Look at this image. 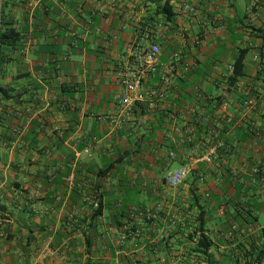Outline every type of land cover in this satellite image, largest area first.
Instances as JSON below:
<instances>
[{
  "label": "crops",
  "instance_id": "0c3cea01",
  "mask_svg": "<svg viewBox=\"0 0 264 264\" xmlns=\"http://www.w3.org/2000/svg\"><path fill=\"white\" fill-rule=\"evenodd\" d=\"M8 13L22 39L0 65L10 97L0 95V264L256 258L264 0H10ZM153 44L158 72L145 87L165 95L127 113L123 78ZM182 167L185 181L168 186L167 173ZM202 223L208 255L198 248Z\"/></svg>",
  "mask_w": 264,
  "mask_h": 264
},
{
  "label": "built area",
  "instance_id": "2783aa9c",
  "mask_svg": "<svg viewBox=\"0 0 264 264\" xmlns=\"http://www.w3.org/2000/svg\"><path fill=\"white\" fill-rule=\"evenodd\" d=\"M187 10L195 12L194 7L187 6ZM161 48L157 44H153L148 48L142 49L138 54V60L136 64V70L130 75L123 78V84L125 87L124 95L122 98V104L124 110L127 113H132L137 104L145 102L148 98L152 101L160 100L164 97V89L162 86L146 89V81L158 72L159 55ZM255 105V101L252 98H247L243 103V110L249 112ZM232 117L227 118V122L231 123ZM193 130H189L188 134H193ZM216 136H212V140H216ZM175 159L176 156L171 153L170 156ZM206 163H211L213 156L211 154L202 158ZM255 174L260 175V169L255 168L253 170ZM189 174L188 167H182L177 171H169L165 177L166 183L170 187H177L181 185ZM261 181L264 183V176L261 177ZM236 227H233L235 229Z\"/></svg>",
  "mask_w": 264,
  "mask_h": 264
},
{
  "label": "trees",
  "instance_id": "16d2710c",
  "mask_svg": "<svg viewBox=\"0 0 264 264\" xmlns=\"http://www.w3.org/2000/svg\"><path fill=\"white\" fill-rule=\"evenodd\" d=\"M10 7V0H3V7H2V28L0 32V65L3 61L6 60V55L4 52V48H12L15 47L16 44L22 39V33L17 30L14 26L12 20H9V10ZM248 50L244 49L241 50L237 56V59L234 63V71L233 76L231 78V82L235 83L243 74V70L245 67V61L247 58ZM0 95L1 99L7 101L10 99L9 91L3 87H0ZM205 228L203 227V223L199 226L200 235L198 238V248L200 249L201 253L204 255H208L210 249L212 247V241L209 239L205 234ZM262 237L264 240V231L262 232ZM264 258V247L258 251V254L255 259L246 262L245 264H261Z\"/></svg>",
  "mask_w": 264,
  "mask_h": 264
},
{
  "label": "water",
  "instance_id": "95a60500",
  "mask_svg": "<svg viewBox=\"0 0 264 264\" xmlns=\"http://www.w3.org/2000/svg\"><path fill=\"white\" fill-rule=\"evenodd\" d=\"M2 7H3V0H0V32L2 28Z\"/></svg>",
  "mask_w": 264,
  "mask_h": 264
}]
</instances>
